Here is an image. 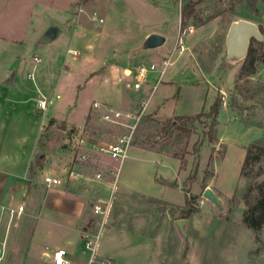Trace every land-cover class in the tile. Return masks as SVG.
Segmentation results:
<instances>
[{
	"label": "rangeland",
	"instance_id": "1",
	"mask_svg": "<svg viewBox=\"0 0 264 264\" xmlns=\"http://www.w3.org/2000/svg\"><path fill=\"white\" fill-rule=\"evenodd\" d=\"M182 3L0 0V175L9 177L13 167L23 166L27 174L21 182L28 188L39 187L51 170L67 178V188L83 189L81 180L96 178L97 173L104 176L101 181L114 180L111 171L119 161L99 153L95 146L113 143L130 130L104 121L93 104L125 110L148 97L149 87L136 91L133 83H126L135 80L134 75L125 72L142 62L155 64L157 70L147 81L151 86L158 80L159 84L146 115L135 127L118 186L183 202L182 188L159 185L172 179L176 170L181 171L179 181H185L199 162L196 177L185 182V190L196 195L190 206L180 208L115 187L107 198L98 200L109 205L101 237L122 240L130 259L124 264H264V225L256 231L244 224L247 206L242 197L250 185L264 181V155L240 174L246 147L252 143L264 147V49L254 44L256 71L241 75L245 58H227L226 48L234 21L250 20L264 30V3L253 10L247 0H199L188 24L179 29ZM53 23L62 28L61 35L51 43H41V35ZM190 25L198 27L196 32L188 29ZM148 31L164 33L167 41L143 49ZM174 48L173 62L163 74V61L171 63ZM219 94L223 105L227 103L237 113L221 107L217 128L222 141L213 144L204 137L203 128L211 121L207 117L195 120L190 135L167 126L175 115L208 111ZM40 99L46 100L45 109L39 107ZM63 120L68 122L65 126ZM133 145L184 157L187 166L181 169L180 161L172 157L162 162L158 154ZM82 154L88 159L81 160ZM17 155L23 163L13 165L11 160ZM36 159L43 165L36 166L31 177V162ZM71 171L85 178L72 180ZM208 187L220 200L219 206L204 196ZM32 194L23 199L27 206L37 203ZM186 208L191 212L183 234L177 220L186 219L182 217ZM92 220L87 229L97 234L101 217L95 213ZM109 260L119 263L116 259L99 263Z\"/></svg>",
	"mask_w": 264,
	"mask_h": 264
},
{
	"label": "crops",
	"instance_id": "2",
	"mask_svg": "<svg viewBox=\"0 0 264 264\" xmlns=\"http://www.w3.org/2000/svg\"><path fill=\"white\" fill-rule=\"evenodd\" d=\"M149 2L147 4L148 6L150 5V3L154 4V2H150V3ZM179 20H180V25H179V29H180L182 22L181 7L179 12ZM197 28L198 27H196V29L192 31V33L196 32ZM151 32H158V31H148V33H146L145 36H148L149 34H151ZM166 41H167V37H166ZM175 50L176 48L173 49L171 56L169 57L171 59V63L169 65H171L173 62L172 56L175 53ZM72 52H74V49H69V53ZM74 56L77 57L76 55ZM166 68L164 72L166 71ZM132 72L133 74L135 73L134 70ZM163 74L160 75V78L163 76ZM118 81L125 83L122 77H119ZM148 81L146 80V82ZM133 82L134 79L132 82H126V83L128 86H131ZM158 84H159V80L157 84H155L154 86H151L149 82L143 85V86H148L149 89L151 90V94H149L148 97H144L141 99L147 102V109L152 94L157 89ZM137 102L135 103L132 102L129 109L133 108ZM223 107L230 108L227 103H225ZM129 109H125V110H129ZM93 110L95 109L93 108ZM231 110L235 114H237L235 110L233 109ZM176 116H181V115L180 114L175 115V117ZM54 118L58 119L56 117ZM218 121H219V116H218ZM63 122L65 123L67 121L63 120ZM218 139L222 141V138L219 135V128H218ZM133 146H137V145H133ZM137 147H139L138 149L140 150H144V151L146 150L145 152H153L158 154V157H161L160 161L164 159L162 162H164L166 158L168 159V157H172L180 161L181 169L185 170L187 166V161H186L185 167H182L181 159L176 156L165 154L163 152L142 146H137ZM208 147L210 148V146ZM246 151H247V147H246ZM210 158H211V151L209 153L208 162ZM18 161L20 162L23 161L21 155H17L14 159L11 160V163L13 165H19ZM31 161L32 160H29L27 162L30 164ZM123 162L120 164V167L123 164ZM12 169L13 172L10 173L11 176L10 175L9 177L4 176V174L0 175V241L1 242H3L5 239L7 232V224H8L7 211H2V208L8 206L9 204H13L15 206L18 204H24L26 207V212L20 218V220L17 221L16 226L11 228V231L6 240L5 256L1 264H55L53 261V253L58 248H64L66 250L67 258L71 261V264H100L99 262L101 260H108V259H113V260L116 259L119 262L118 264H124V260L127 261L130 260L128 259L127 256H125L126 255L125 253H128L126 252L128 248L127 246H124L122 248L123 242L120 238L117 237L116 239V237H114L113 239H109L107 237L104 238V236H102L100 238L99 245L97 247L94 256L95 262L98 261V263H94V262L91 263L93 254L90 250L86 248L85 239L83 238V231L89 228L88 224H91L93 222L92 219H94L95 216L94 207L91 204L92 203L96 204L98 200L107 198L108 195L113 192V188H114L113 180L99 181L95 177H87L85 181L81 180L80 182L83 189H81V187L67 188L65 185L67 182V178H65L59 172L55 170H51L48 172V176L61 178L62 180L61 184L51 185L50 189H48L45 186L46 184L44 183V181L41 180L40 182L41 185L39 187L28 188L26 184H23L21 182L25 179V176L27 174L26 168L22 166L21 169L19 167L17 168L13 167ZM180 172H181L180 170L179 171L176 170L175 175L173 176L172 179L162 181V183H160L161 185L159 186L163 189L174 188V187L182 188V190H184L185 192V201L183 200V202L181 201L176 202L161 197L160 195L153 196L152 194H149L145 190H141V189L120 187L118 186V177L116 182V188L123 191H130L139 195L160 198L174 207L183 208L184 206H186V193L192 194L194 196L196 194H193L189 191L186 192L185 190V182L188 181L191 173L187 176L185 181L184 179H182V181H179ZM204 172L205 171L203 170L202 178L204 177ZM5 175L8 174L5 173ZM216 178H217V174H216ZM30 192L33 193L32 194L33 198L34 200H36L37 203L35 205L27 206L24 203V200L27 198V195ZM42 201L43 204L40 205ZM41 259H45V261L47 262L42 261Z\"/></svg>",
	"mask_w": 264,
	"mask_h": 264
},
{
	"label": "built area",
	"instance_id": "3",
	"mask_svg": "<svg viewBox=\"0 0 264 264\" xmlns=\"http://www.w3.org/2000/svg\"><path fill=\"white\" fill-rule=\"evenodd\" d=\"M100 21H103V19H100ZM188 29L190 31H194L195 27L190 25L188 26ZM37 61H40V59L37 58ZM169 64L170 62L168 60L163 61L164 68L161 73L164 72L165 68ZM155 70H157V66L155 64L141 63L137 65L136 68L134 69L135 72L134 74L130 70L125 72V74L134 75L135 80L133 82V87L135 90H139L146 83L149 74ZM30 76H32V74H30ZM38 105L40 108L45 109L47 107V102L46 100L40 99ZM93 108L99 111L104 121L127 127L130 130L128 134L119 137L113 143H105L95 146V148L99 153L107 154L110 158L119 161V166H116V168L111 171V173L114 174V180H113V187H114L113 190H114L116 187L117 177L120 170V164L127 158L129 148L132 146L135 127L140 123V121L146 115L147 102L145 100H140L135 104L133 108L129 110L116 109L108 105L100 104L99 102H95L93 104ZM130 122H132V124ZM88 157H89L88 155L82 154L80 158L81 160H87ZM69 175L72 180L82 179L83 177L85 178L84 175L76 171H71ZM96 178L101 181L104 179V176L101 173H97ZM61 182H62L61 178L53 177V176H46L44 180V183L47 186L61 184ZM108 209H109L108 202H98L97 204H95L94 212L100 215L102 221L100 231L97 234L92 233L89 229H85L83 231L85 246L93 254L91 263L95 262L94 256L101 238V234H102L101 228L103 227V223H104L103 221L108 215V211H109ZM2 211H7L8 224H7V232L5 239L3 242L0 241V264L3 262L5 256L7 237L11 231V228L16 226L17 223V219L15 218L22 217L26 212V207L24 204H19L16 208L6 206L2 208ZM53 261L55 264H71V261L67 258V252L64 248H58L54 251ZM106 264H114V263L111 260H109Z\"/></svg>",
	"mask_w": 264,
	"mask_h": 264
},
{
	"label": "trees",
	"instance_id": "4",
	"mask_svg": "<svg viewBox=\"0 0 264 264\" xmlns=\"http://www.w3.org/2000/svg\"><path fill=\"white\" fill-rule=\"evenodd\" d=\"M87 0H83L86 2ZM199 0H183L182 7H181V14H182V22L181 25L185 27L189 22V17L195 10V6L197 5ZM248 4L251 6L253 10H257V4L259 2H263L264 0H247ZM261 32L264 35V30L261 26H259ZM258 43L264 49V40L257 41L256 39H252L248 55L245 57V62L243 64L241 75H249L256 71V53L257 50L254 48V44ZM223 106V98L221 94L217 95L216 99L214 100L213 104L211 105L208 111H202L196 115H181L176 116L175 119L168 120V127L176 128L180 130H184L188 135L193 132L194 129V122L195 120L207 117L211 121L207 123L203 128L204 137H207L209 142L215 144L218 142V116L220 113V109ZM190 124V126L188 125ZM65 126V123L62 124ZM197 159H199V151L196 152ZM264 155V147L257 144L252 143L247 147L246 156L243 161L242 165V172L243 169L253 162L260 161L262 156ZM41 157V156H40ZM178 157V156H176ZM182 161V167H185L186 161L184 157H178ZM196 159V160H197ZM43 161L40 159H36L31 162V169H30V176L33 177L35 175V167L42 166ZM199 162H196L195 169L189 179H194L197 174ZM187 192V191H186ZM243 199L247 206V209L244 213L243 221L244 224L248 228H252L256 231H259L264 225V181L250 185L243 194ZM194 195L186 193V207L191 205L192 199ZM189 209H184L182 211L183 218H188L190 214Z\"/></svg>",
	"mask_w": 264,
	"mask_h": 264
},
{
	"label": "water",
	"instance_id": "5",
	"mask_svg": "<svg viewBox=\"0 0 264 264\" xmlns=\"http://www.w3.org/2000/svg\"><path fill=\"white\" fill-rule=\"evenodd\" d=\"M62 33V28L53 23L40 37V42L48 44L56 40ZM252 39L263 41L264 35L259 25L250 20L241 19L231 23L226 36L227 58H245L248 55ZM166 42V36L160 33H151L147 36L142 44L143 49H152L162 46ZM204 196L213 201L217 206L220 200L210 187L204 191ZM187 219H180L177 222L180 231L185 234V224Z\"/></svg>",
	"mask_w": 264,
	"mask_h": 264
},
{
	"label": "bare ground",
	"instance_id": "6",
	"mask_svg": "<svg viewBox=\"0 0 264 264\" xmlns=\"http://www.w3.org/2000/svg\"><path fill=\"white\" fill-rule=\"evenodd\" d=\"M32 77V76H31ZM44 100V99H43Z\"/></svg>",
	"mask_w": 264,
	"mask_h": 264
}]
</instances>
